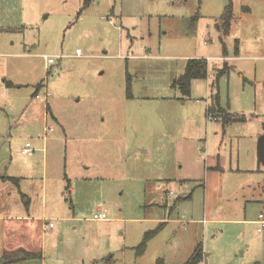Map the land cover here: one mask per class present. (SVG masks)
I'll return each mask as SVG.
<instances>
[{
  "label": "rangeland",
  "instance_id": "374dc122",
  "mask_svg": "<svg viewBox=\"0 0 264 264\" xmlns=\"http://www.w3.org/2000/svg\"><path fill=\"white\" fill-rule=\"evenodd\" d=\"M231 1L224 33L228 0H0V201L35 220L11 243L42 251L21 264H180L198 242L206 264H264V0ZM189 58L208 74L183 95Z\"/></svg>",
  "mask_w": 264,
  "mask_h": 264
},
{
  "label": "trees",
  "instance_id": "16d2710c",
  "mask_svg": "<svg viewBox=\"0 0 264 264\" xmlns=\"http://www.w3.org/2000/svg\"><path fill=\"white\" fill-rule=\"evenodd\" d=\"M233 15V8H232V1L228 0L227 5L224 7L221 15L220 20L221 24L220 27L222 28L224 33H228L231 25V19ZM229 67L224 66L220 69H217L215 77H218L219 75L228 72ZM208 74V61L205 58H189L185 64L184 71L182 74L179 75L178 78L174 80V85H176L181 93L183 95H189L190 93V85L191 81L193 79H204L207 77ZM218 81V78H216ZM216 81V82H217ZM130 83H129V76H128V82H127V96L131 97V93L129 92ZM213 96V97H212ZM212 100L209 105L206 107V116L208 117L209 114L213 115L218 114L222 115L225 113V109L220 106L218 100V94L214 93L211 95ZM239 118V117H238ZM237 117H232L229 119H226L223 117V124L229 123L235 119H238ZM2 178H8L12 180H18L15 177H6L2 176ZM163 227V223H159L155 228L150 229L146 231L140 242L134 247L135 254L137 256H140L144 253L145 249L147 248L148 242L150 239L155 236L156 233ZM40 251H31V250H25V249H16L10 252H5L0 256V264H21L25 261L35 259V258H41ZM201 257L200 254H194L190 256V258L184 263V264H196L198 261H200Z\"/></svg>",
  "mask_w": 264,
  "mask_h": 264
},
{
  "label": "crops",
  "instance_id": "0c3cea01",
  "mask_svg": "<svg viewBox=\"0 0 264 264\" xmlns=\"http://www.w3.org/2000/svg\"><path fill=\"white\" fill-rule=\"evenodd\" d=\"M207 59V58H206ZM6 85H9L10 87H14V84L13 83H11V82H6ZM38 87L39 86H37V90L35 91L36 93H35V97H38V93H37V91H38ZM40 88V87H39ZM43 139H45V137H43ZM32 141H33V139H32ZM26 143H28V142H26ZM25 143V144H26ZM31 147H32V145H31ZM22 151H23V149H22ZM31 151H29V152H24L25 154H27V153H30ZM45 164V166H46V163H44ZM47 167V166H46ZM4 176V175H3ZM1 178H2V176H1ZM86 178H89V177H86ZM3 179V178H2ZM4 179H7L8 180V178H4ZM10 180H12V179H10ZM3 181V180H2ZM13 181V180H12ZM67 184H68V190H69V192H71L72 191V189L73 188H71L70 187V181H69V179L67 180ZM21 199H23L24 200V198H25V195H23V194H21ZM43 197H44V195H43ZM29 200L30 199H25L24 200V203H25V205H29ZM1 202V204H0V243L1 242H3V246L0 248V256H2V254H4L5 252H10V251H13V250H16V249H19V248H21L22 249V246H21V242H17L15 245H13L12 243H11V241H10V237H13L14 236V233H17V232H21V233H23L24 235H27L28 234V232H31L30 230H29V224L28 223H33L35 220H33L32 218V216L31 215H29V214H27V216H25V214L24 213H22L21 215H18L17 214V216L15 217L16 218V220H19L20 222L21 221H23V223L25 224V226H24V229H26V231H24L23 229H21V228H19V226H22V225H19V224H14V222H10V221H6V219H8V217H9V211H11V213L13 214L15 211L13 210V208L12 207H14L15 206V204H13V201L10 199L9 201H6V200H4V201H0ZM16 208V207H15ZM16 209H18V208H16ZM98 210H102V208L100 207V206H97L96 208H95V211H97L98 212ZM103 211V210H102ZM261 212V211H260ZM260 212H258V214L260 213ZM8 216H7V215ZM258 214H257V216H258ZM257 216H256V219H254V220H252L253 221V223L254 224H256V220H257ZM32 217V218H31ZM106 218H107V216H106ZM105 218V219H106ZM10 219H13L12 217L10 218ZM104 220V219H103ZM37 221V220H36ZM159 221V220H158ZM157 221V222H158ZM172 220H165L164 222H160V223H163V229L164 228H166L167 227V223H170ZM210 221L212 222V223H218V224H220V223H223V222H227L228 220H226V219H218V218H213V219H210ZM177 222H180V220H177V219H175V221L173 222V224H171L170 226H168L167 228L169 229V230H172V229H175L176 230V224H177ZM197 222H199V223H202V227H203V230L204 229H206V228H204L205 227V224L208 222V220L205 218V217H203L202 218V220H198ZM242 222H244L243 220H242ZM34 224V223H33ZM257 225V224H256ZM55 226V225H54ZM54 226H52V227H54ZM33 227H36V224H34L33 225ZM182 227H183V229H187V227H186V224L184 225V224H182ZM257 227H258V225H257ZM161 228V229H162ZM160 229V230H161ZM256 230H257V228H256ZM258 232H263V231H258ZM50 234H52V232H50ZM215 234H213L212 235V241L214 240L213 239V236H214ZM154 237V236H153ZM152 237V238H153ZM151 240V239H150ZM149 245V244H148ZM14 247V248H13ZM215 247H216V245L213 243L212 245H211V248L214 250L215 249ZM134 249V248H133ZM32 251V250H31ZM40 255H41V258H42V251L40 250ZM200 254V257H201V259H200V261H198L196 264H206V258L207 257H205V254L203 253V249L202 248H200L199 247V242L196 244V246H192L191 248H189V255H187V257L185 258V260L184 261H182L181 259H180V261H178V263H180L181 261V263L180 264H184L189 258H190V256H192V255H194V254ZM136 255V254H135ZM137 256V255H136ZM141 256V255H140ZM112 256L110 255V256H108L107 257V259H109V258H111ZM163 264V263H162ZM254 264H256V262L254 263Z\"/></svg>",
  "mask_w": 264,
  "mask_h": 264
},
{
  "label": "built area",
  "instance_id": "2783aa9c",
  "mask_svg": "<svg viewBox=\"0 0 264 264\" xmlns=\"http://www.w3.org/2000/svg\"><path fill=\"white\" fill-rule=\"evenodd\" d=\"M78 52H79V50H78ZM47 60H48V62H51L52 58H48ZM208 117L211 118L212 115L209 114ZM31 150H32L31 144L29 142L26 143L25 146L23 147V152H29ZM105 218H106V213L102 210H98V212L94 213V215H93V219H96V220H103ZM256 224L258 225L257 231H261L264 228V210L258 214ZM47 225H48V227L53 226L52 222H49ZM43 229L46 230L47 228L43 227Z\"/></svg>",
  "mask_w": 264,
  "mask_h": 264
},
{
  "label": "water",
  "instance_id": "95a60500",
  "mask_svg": "<svg viewBox=\"0 0 264 264\" xmlns=\"http://www.w3.org/2000/svg\"><path fill=\"white\" fill-rule=\"evenodd\" d=\"M257 154L261 162L264 163V134L260 135L257 140Z\"/></svg>",
  "mask_w": 264,
  "mask_h": 264
},
{
  "label": "bare ground",
  "instance_id": "6f19581e",
  "mask_svg": "<svg viewBox=\"0 0 264 264\" xmlns=\"http://www.w3.org/2000/svg\"><path fill=\"white\" fill-rule=\"evenodd\" d=\"M78 52V51H77Z\"/></svg>",
  "mask_w": 264,
  "mask_h": 264
}]
</instances>
